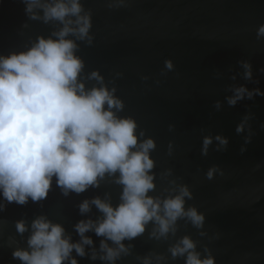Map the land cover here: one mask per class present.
I'll use <instances>...</instances> for the list:
<instances>
[{"label":"water","instance_id":"obj_1","mask_svg":"<svg viewBox=\"0 0 264 264\" xmlns=\"http://www.w3.org/2000/svg\"><path fill=\"white\" fill-rule=\"evenodd\" d=\"M80 3L91 17V42L68 37L75 40V54L83 61L79 79L86 89L99 86L101 82L90 78L97 71L123 103L117 116L135 120L138 143L155 141L150 150L155 189L149 195L163 199L186 185L192 197L185 198V208H197L205 220L197 228L180 218L174 232L159 237L150 221L142 234L123 241L127 252L114 262L101 259L105 238L89 231L85 235L93 243L84 246L85 255L73 250L63 264L71 258L78 264H144L145 259L149 264H185L186 256L173 257L170 251L185 235L196 242L201 258L211 255L215 264H264V96L245 98L235 106L226 100L242 84L264 91V35L258 34L264 25V0ZM25 8V0H0V56L26 51L38 37L52 36L63 26L45 22L40 8L35 9L40 18L32 19ZM244 62L251 64L250 80L244 77ZM245 117L244 130L237 132ZM217 135L228 143L221 146ZM206 136L213 139L204 153ZM210 169L212 179L207 178ZM118 176L106 173L98 185L67 195L54 176L40 201L29 198L21 205L0 199V264H22L13 251L28 248L31 223L39 216L61 224L64 235L79 242L75 225L103 218L94 204L87 213L80 212V204L99 197L118 205L123 189ZM21 219L29 226L23 234L16 230Z\"/></svg>","mask_w":264,"mask_h":264},{"label":"clouds","instance_id":"obj_2","mask_svg":"<svg viewBox=\"0 0 264 264\" xmlns=\"http://www.w3.org/2000/svg\"><path fill=\"white\" fill-rule=\"evenodd\" d=\"M25 3L30 18L39 19L35 9L40 8L45 22L55 20L63 26L52 36L38 37L26 51L0 56V199L21 205L29 198L40 201L47 197L54 176L66 195L98 185L99 178L106 173H119L116 182L123 189L115 207L99 197L80 204L81 213L90 211L94 204L103 218L80 220L75 225L81 237L79 242H71L61 224L39 216L31 223L28 248L15 249L13 257L22 264H63L73 250L79 256L85 255L84 246L93 243L85 233L94 231L105 238L100 244L104 253L101 259L114 262L122 252H127L123 241L142 234L150 221L157 225L153 235L158 237L174 232L180 218L202 227L204 214L195 207L185 208V198L192 197L186 185L163 199L149 195L155 189L150 171L154 167L150 150L155 148V141L147 138L138 143L135 120L117 116L123 103L114 96L115 89L103 85V77L97 71L90 78L101 82L99 86L86 89L79 79L83 61L75 54V40L68 37L71 34L91 42V17L83 13L80 0ZM258 34L264 35V25ZM166 66L171 69V61ZM243 68L245 79L250 80L251 64L244 62ZM232 92L226 98L229 106L245 98L264 96L261 89H249L243 84ZM216 107H221L219 101ZM247 119L237 126V132L244 130ZM212 139H203L204 153ZM215 139L221 146L228 143L220 135ZM213 172L214 169L208 171V179H212ZM3 208L0 203V210ZM16 230L23 234L29 226L21 219L16 222ZM107 240L116 247L109 246ZM170 251L173 257L186 256L185 264H215L211 255L201 258L196 242L187 235ZM92 258H96L95 253ZM70 264L78 262L71 258ZM144 264H149V260L145 259Z\"/></svg>","mask_w":264,"mask_h":264}]
</instances>
